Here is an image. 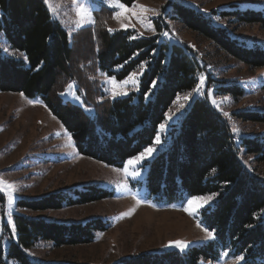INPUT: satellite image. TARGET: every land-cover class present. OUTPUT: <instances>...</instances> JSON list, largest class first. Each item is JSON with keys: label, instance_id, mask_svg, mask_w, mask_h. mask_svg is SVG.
<instances>
[{"label": "trees", "instance_id": "obj_1", "mask_svg": "<svg viewBox=\"0 0 264 264\" xmlns=\"http://www.w3.org/2000/svg\"><path fill=\"white\" fill-rule=\"evenodd\" d=\"M121 1L131 5L137 0ZM231 7L215 10L209 16L180 0H169L165 16L155 21L158 34L150 37L136 36L131 30L108 32L106 19L101 20L102 25L93 28L91 68L122 80L141 64L147 65L139 90L108 100L101 110V104L91 95L90 85H86L85 77L89 76L81 77L73 66L74 44L68 32L53 18L45 0H0V36L11 50L21 54V57L8 55L0 47V91L38 96L67 129L80 154L121 166L153 142L176 97L195 88L205 70L194 49L161 40V33L169 29L165 18L177 20L252 68L264 67L261 45L247 44L212 21V16L217 15L241 24L264 26V11ZM107 11L110 12L106 7L94 11L95 20L99 21L98 17ZM78 37L89 34L84 32ZM62 75L64 80L60 83ZM70 82L76 84L84 105L61 97ZM221 89L235 96L242 94L235 86ZM239 116L247 121L264 122L263 112H242ZM242 151L259 155L258 161H264V137H244L238 143L223 114L207 99L194 100L170 132L166 148L149 161L146 186L150 196L167 203L214 195L199 215L202 225L214 233V241L191 247L183 254L143 253L113 264H199L202 258L220 260L224 251L231 256H243L242 264H264V179L241 161ZM86 187L76 189L74 196L58 191L20 200L19 205L34 211L61 209L112 194L94 185ZM5 201L0 191V205ZM13 223L12 229L7 222L2 225L12 238L7 249L0 240V264H48L32 261L26 250L41 239L55 246L90 243L95 232L107 229V223L101 219L63 223L20 213L13 215Z\"/></svg>", "mask_w": 264, "mask_h": 264}, {"label": "rangeland", "instance_id": "obj_2", "mask_svg": "<svg viewBox=\"0 0 264 264\" xmlns=\"http://www.w3.org/2000/svg\"><path fill=\"white\" fill-rule=\"evenodd\" d=\"M180 1L209 16L215 10L221 11L231 6L241 10L264 11V0ZM168 2L169 0L135 1L133 4L155 10V13L152 11L142 13L145 17L142 22L134 16L130 19L123 17L117 19L116 12L119 9L112 6L114 0H47L46 4L53 18L65 28L74 44L73 66L77 68L81 77L89 76V78L85 77L86 85H90L91 95L93 94L98 104H101L99 105L101 110L108 100L126 96L117 95V91L127 92L128 95L139 90L140 79L147 65L143 63L132 72L136 74L135 78L138 81L136 84L129 81L123 88H113L106 83L111 76L91 68L95 44L93 28L96 25L98 28L99 24L102 25L101 20L106 19L104 24L108 32L131 30L139 37L155 36L158 34L155 21L165 16L163 12ZM133 4L126 5L131 7ZM81 7L85 10L83 16L80 14ZM103 7L108 8L110 12L107 11V14L101 15L98 17L100 20L96 21L97 16L94 11ZM205 9L207 11H203ZM212 21L225 26L234 37L245 43L259 44L264 48V26L260 23L241 24L230 17L221 18L217 15L212 16ZM165 23L169 29L161 33V40L186 44L194 49L202 59L205 70L200 74L195 88L179 94L169 108L163 122L166 128L161 130L159 127L156 134V136L160 135L161 142L156 144L154 138L147 146L155 149L152 155L135 167L129 166V173L138 171L140 173L138 176L133 177L124 173V165L129 159L121 166H112L80 154L67 129L38 96L27 97L22 93L0 91V179L14 185L11 224L7 219L9 206L5 191L2 192L6 201L0 205V236L3 237V239L0 237V240L6 249L12 236H9L8 229L2 225L7 222L12 229L13 215L17 213L63 223H85L97 219L107 223L105 224L107 229L95 232V238L90 243L55 246L51 241L41 239L26 250L32 261L48 264H113L123 258L143 253L176 251L183 254L191 247L214 241L207 238V233L212 231L199 221L201 210L213 201L214 195L200 196L211 199L192 215L184 209L187 207V201L193 197H187L177 203L154 199L146 186L149 161L166 148L170 132L179 124L186 109L197 98L207 99L221 114L225 112L229 114L223 116L228 121L238 143L244 137H264V122L247 121L239 116L242 112L264 113V67L248 66L177 20L170 21L165 18ZM124 24L131 26L124 28L122 27ZM84 32H88L89 37H78ZM165 32L168 33L167 36L163 35ZM95 38L99 40L98 34ZM0 47L2 50L7 49V51L3 50L5 54L21 57L20 53L10 49L6 39L1 36ZM130 75L122 80L116 78L115 80L122 82ZM201 76L204 77V83L197 93L195 90L200 85ZM59 79L62 83L64 75ZM69 84H73L71 89L66 86L62 90V93L69 94L61 97L75 104L84 105L82 97L76 92V84L74 82ZM226 85L240 88L242 94L235 96L232 92L221 89ZM189 94L191 98L185 100L184 98ZM213 100L216 101L215 104L212 103ZM170 113L173 114L171 120L167 118ZM233 128L239 131H233ZM258 157L259 155L248 154L245 151L240 155L245 166L264 179V161H258ZM90 185L109 190L112 194L104 199L64 206L61 209L34 211L19 205L20 200L36 199L58 191H67L74 196L76 189L86 190V186ZM137 199L145 202L137 204ZM133 208L135 211L131 215L121 216L122 213L129 212ZM3 231L4 236L1 234ZM172 241H187L189 246L180 251L176 247L168 246ZM231 255L229 251H224L220 260L211 261L202 258L199 264H242V260L238 259L240 256Z\"/></svg>", "mask_w": 264, "mask_h": 264}, {"label": "snow or ice", "instance_id": "obj_3", "mask_svg": "<svg viewBox=\"0 0 264 264\" xmlns=\"http://www.w3.org/2000/svg\"><path fill=\"white\" fill-rule=\"evenodd\" d=\"M45 2L47 3V0H45ZM113 7L119 9V11L116 12V18L120 19V18H125V19H130L131 17H136L137 19H140L142 22L144 21L145 17L142 15V13H147L149 11H152L155 13L154 9H149L148 7L144 6V5H140V4H133L131 7H129L128 5L120 2V0H114V3L112 4ZM203 11H207L206 9ZM85 13V10L83 9V7L80 8V14L83 16ZM158 15V13H156ZM218 19V18H217ZM131 25H127L124 24L122 25V27L127 28ZM109 31H113L112 29H109ZM163 35L167 36L168 33H163ZM4 51H7V49H3ZM27 58L25 57V60ZM136 74L132 73L130 75V77L122 82H117L115 80V77H111L109 78L106 83L110 84L113 86V88H123L125 85H127L129 83V81H131L133 84H136L138 81L136 80ZM204 83V77L201 76L200 77V85L197 86L196 88V92L199 93L200 92V86L203 85ZM155 84V82H154ZM73 87V84H69L68 88L71 89ZM69 93H62L61 95H67ZM117 95H127V92L124 91H117L116 92ZM191 98V94H189V96L185 97V100H188ZM213 104L216 103L215 100L212 101ZM181 107H183V105H181ZM225 116H228L229 114L227 112L223 113ZM172 115L173 114H169L168 115V119L171 120L172 119ZM160 129L161 130H165L166 125L165 124H160ZM233 131L238 132L239 130L236 128H233ZM70 138V137H69ZM161 142V138L160 135L158 134L155 137V143L159 144ZM155 149L153 147H147L144 149V151L140 152L138 155H136L135 157L130 158L126 164L124 165L123 171L126 175H132L133 177L138 176L140 173L138 171L135 172H131L129 173V166H133L135 167L136 165H139L144 159H146L147 157H150L153 153ZM123 187H127L126 185H123ZM0 191H5L7 192V204L9 206L8 208V212H7V219L8 222L11 224V216H12V211H11V205L13 203V191H14V185L4 181L2 179H0ZM209 199H211V197L208 198H202V197H193L191 199H189L187 201V207L184 209L186 212H188L190 215L195 214L199 208L203 207L205 204L208 203ZM145 201L137 199V204H141L144 203ZM135 211V209H131L129 212L126 213H122L121 216H129L131 215L133 212ZM14 228V225H13ZM205 231L207 232V229H205ZM207 238L210 239H214V233L213 232H208L207 233ZM169 247H176L177 249H179L180 251L185 250L188 246H189V242L187 241H172L169 242ZM238 259L243 260L244 257L240 256L238 257Z\"/></svg>", "mask_w": 264, "mask_h": 264}]
</instances>
